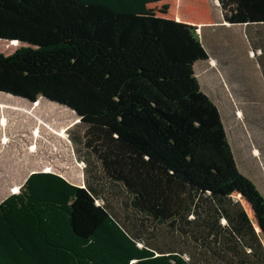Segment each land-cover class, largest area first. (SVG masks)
Returning <instances> with one entry per match:
<instances>
[{"label": "trees", "instance_id": "16d2710c", "mask_svg": "<svg viewBox=\"0 0 264 264\" xmlns=\"http://www.w3.org/2000/svg\"><path fill=\"white\" fill-rule=\"evenodd\" d=\"M139 1L0 0V42L22 43L0 53V94L73 109L83 176L75 186L32 172L0 201V264H264L244 206L225 191L252 146L245 136L233 149L200 86L194 67L209 54L197 28L125 12ZM217 2L225 22L257 34L264 79V0ZM259 102L246 123L264 129Z\"/></svg>", "mask_w": 264, "mask_h": 264}, {"label": "rangeland", "instance_id": "374dc122", "mask_svg": "<svg viewBox=\"0 0 264 264\" xmlns=\"http://www.w3.org/2000/svg\"><path fill=\"white\" fill-rule=\"evenodd\" d=\"M214 3L215 0H140L136 5L124 10L127 14L172 19L196 27L200 42L207 53L214 56V31L215 26L219 27V24H215L217 19ZM142 8L145 14L142 12ZM119 11L123 13L121 8ZM20 46L22 45L8 46L0 42V53L9 55ZM200 63H197L194 68L203 89L204 86L208 87L206 84H209L208 82L215 77L221 79L215 66H209L208 62ZM251 65L248 63L245 66L247 74L249 68V76L256 77L255 74L257 73L251 69ZM221 85L227 89L223 82ZM251 87L255 89V92H247L242 97L258 102L255 100L257 98L256 90L260 89L261 86ZM38 102L33 105L0 94V107H4V115L7 119L0 118V201L8 195L16 193L32 172H53L64 177L75 186H82V166L76 162L68 140V130L77 122L75 115L65 108L48 103L41 98L38 99ZM237 103L234 101V105H238ZM222 120L233 149L235 150L236 144L243 148L245 136L248 135L246 132H249L252 127L247 125L244 112L238 113L235 118L231 116L222 117ZM262 146L263 140L256 142L257 157L249 158V173L252 175L251 180L255 181L256 184L264 179ZM245 154L243 168L246 170L247 150H245ZM238 168L240 179L235 186L230 185L232 187L225 188V191L236 193L239 188L242 192L243 202L248 203L249 196L245 195L246 192L243 193L246 189V174L241 166L238 165ZM250 198L256 204L261 202L256 198ZM246 203H244L245 207L247 206Z\"/></svg>", "mask_w": 264, "mask_h": 264}, {"label": "crops", "instance_id": "0c3cea01", "mask_svg": "<svg viewBox=\"0 0 264 264\" xmlns=\"http://www.w3.org/2000/svg\"><path fill=\"white\" fill-rule=\"evenodd\" d=\"M214 6L215 17L217 19V21H215V24H219V27L217 26V29V27L215 26L214 31V56L209 55L207 62L211 67L215 66L216 71L221 76V79L215 77L213 80H210L208 82L209 84H206L209 88L204 86V89H202L210 98L214 100L223 116H229L228 113L230 112H234L236 116L238 113L241 114L244 112V115L246 117H254L255 110L253 111L252 106L249 105L250 100L244 99L242 95L247 92H255V89L251 86H261L260 89L256 90V95L262 96V98L259 100L263 101L264 103V79L262 78V74L260 73L258 64L254 60L255 54L251 50L252 43L248 38H254L257 36V34L253 31L251 32V34L247 35L245 25H231L225 22V20L223 19L222 11L218 7L217 0H215ZM262 13L263 12H261L260 14ZM261 31V37L263 38L264 26ZM259 40H256L255 43ZM258 53H260L259 50ZM248 63L252 64L251 69H253L257 73L255 74L256 77L252 75L249 76V68L247 74L245 66L248 65ZM206 71L209 72V70ZM221 82H223L224 85L227 86V89L226 87L224 88V86L221 85ZM255 100L258 101V104H260L257 98ZM234 101H237L238 105H234ZM261 106L263 107L264 111V105L261 104ZM246 133L248 134L247 140L252 146V150L249 152L250 156H252L253 158L257 157L258 151L255 147V143L258 141L261 142L262 140V148L264 153V129H259L258 127L256 128L252 126L250 131H247ZM249 153H247V155ZM243 166L242 170L245 172V177L247 178L245 180L246 189L243 193L246 192L247 194L245 195L249 196V200H247L248 203L243 202L242 192L239 190V188L238 190H236V193L228 194L238 199L242 203L246 210L247 216L253 225V228L258 233L259 238L264 245V179L256 184L255 181L251 180L252 175L249 173V162L247 163L246 170L245 168H243ZM250 197L256 198L261 202H259V204H256L255 202L250 200ZM244 203L247 204L246 207Z\"/></svg>", "mask_w": 264, "mask_h": 264}, {"label": "water", "instance_id": "95a60500", "mask_svg": "<svg viewBox=\"0 0 264 264\" xmlns=\"http://www.w3.org/2000/svg\"><path fill=\"white\" fill-rule=\"evenodd\" d=\"M0 41H6V40H0ZM17 42H19V41H17ZM19 44L22 45L21 42H19ZM2 94H3V93H2ZM3 95H6V96H7V94H3ZM40 98L43 99L44 101H47L48 103H51V104L57 105L58 107L65 108L67 111L72 112V113L75 115V117H76V119H77V122H79L80 117H79L78 114H77L73 109H71L70 107L63 106V105H60V104H58V103L52 102V101H50L49 99H46V98L43 97V96H41ZM19 100H21L22 102L30 103V104H33V103H34V102H30V101H27V100H25V99H21V98H19Z\"/></svg>", "mask_w": 264, "mask_h": 264}]
</instances>
